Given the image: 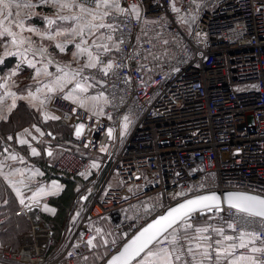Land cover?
<instances>
[{"label":"built area","instance_id":"2783aa9c","mask_svg":"<svg viewBox=\"0 0 264 264\" xmlns=\"http://www.w3.org/2000/svg\"><path fill=\"white\" fill-rule=\"evenodd\" d=\"M118 3L124 11L110 8L98 22L112 27L94 30L90 39L95 55L103 51L96 45L108 46L103 64L80 67L95 78L87 82L94 85L90 94L103 93L98 110L81 108L62 93L52 99L73 129L85 126L73 143L46 136L57 144L47 162L51 172L85 180L71 218L56 240L42 215L43 201L21 205L16 213L27 216L30 229L18 249L0 245V264H102L184 198L213 190L264 196V0ZM108 62L113 67L104 75L100 68ZM9 137L1 138L3 147ZM221 208L195 213L193 225L222 228L233 237L242 229L254 232L260 239L246 236L248 247L235 254L264 259L251 252L264 246L260 218ZM6 218L0 214V228ZM180 243L186 248L189 242ZM147 251L135 262L146 260Z\"/></svg>","mask_w":264,"mask_h":264},{"label":"snow or ice","instance_id":"6c2138e0","mask_svg":"<svg viewBox=\"0 0 264 264\" xmlns=\"http://www.w3.org/2000/svg\"><path fill=\"white\" fill-rule=\"evenodd\" d=\"M40 5H52L57 11L54 16L58 20L68 21L71 20L76 24V27L69 26L68 29H60L57 26V30L53 33L50 31L53 25L56 23V19L49 17H42L44 22L48 25L47 28L41 30L34 27H27L26 30L30 33L40 35L42 39L46 38L49 40H55L56 36H70L71 41L74 43L76 52L73 53V57L76 58L84 53H87V61L83 65V68L96 69L98 64H103L101 60V55L109 51L108 46L96 45L98 49H102V52H98L93 55L92 51L88 47H82V45H87L88 41L85 37V32L88 35L94 34V30H99L104 27H112V25H106L105 23H95L97 19V11L103 9V15L100 17L103 20L104 16L109 15L108 9L115 8L119 11H124L120 9L118 0H38ZM37 5L29 2V0H0V47H3V56H16L19 58L20 63L16 65V70L9 74V77L15 76L18 71L22 70V66L27 64L28 67L35 70L34 79L40 76L52 77L44 88H36V92L40 93L46 89L48 93L52 92H62L66 85L70 84L77 76L82 78L77 80L74 88L64 96V99H72L73 103L78 104L81 108H87L88 101H98L103 93L99 96H82L77 94L87 92V87L85 86L89 79L95 80L94 77L84 76L83 68L65 71L64 69L57 66V73L61 75L53 76L52 73L47 71V64L42 68L37 67V61L35 57L40 55L44 56L46 53V48H33L31 45L33 41L31 37L23 36V30H25V20L29 18L30 15L35 13H25L23 16L20 15L18 11H13V9L27 8L32 9ZM79 9V12L84 15L72 14V15H61L60 13L64 10ZM178 11V9H174ZM132 11H136L135 5L132 6ZM6 22L7 26H6ZM14 28H19L22 31L20 33L14 31ZM76 37H79V42L76 41ZM111 39V37H108ZM65 43H56L55 47L60 49V51H65ZM95 44V41H93ZM13 49L9 51V47ZM29 53L32 54V58H29ZM47 63H53L51 59ZM0 64H3V57H0ZM113 64L108 62L106 65L100 68V71L104 75H107L109 70H111ZM2 79V78H0ZM99 83V81H96ZM94 86L93 84H88V87ZM32 95V93H29ZM35 98V97H34ZM51 96H45V101L51 100ZM44 101H42L43 103ZM15 107V103H13ZM75 111V109H74ZM102 112V110H101ZM96 113L93 112V115ZM48 118L47 116L45 117ZM53 119H59V117H51ZM124 129L128 127V117H124ZM84 125L80 124L76 128V136L80 137L84 129ZM28 130L25 129V132ZM39 131V129H37ZM109 137L112 136V129H108ZM11 139V137H9ZM20 143H27L25 140H21ZM105 149H101L104 151ZM33 155H39L35 148L32 149ZM51 155V152L48 153ZM15 158V157H13ZM93 167H96L94 164ZM83 175V173H82ZM177 195H187L186 193H179ZM23 200L21 203L23 204ZM222 199L221 196L216 193H209L205 195H197L190 199H185L183 202L179 203L176 207L170 208L166 211L164 215L156 218L153 223L149 224L146 228L142 230L139 236H137L130 245L126 246L125 251L119 256H114L109 264H129L130 258H135L140 256L142 252L147 249L146 260H142L141 264H212L213 256L215 253V264H264V259H259L250 255H236V249L247 248L248 243L245 242V237H254L255 239H260L258 235L254 232H247L241 230L236 237L226 235L222 228H211V226H195L192 223L195 213H200L203 215L205 211H222L221 208ZM223 203H226L230 209H235L237 214H242V218H260L261 228L264 230V197L249 195L246 193H228L223 196ZM50 210V209H46ZM227 227L235 231V223H228ZM215 233L217 236H222L223 240L213 239L211 233ZM203 233H209L208 235H202ZM201 234V235H197ZM163 238V239H161ZM181 240H187L188 247H184L180 243ZM236 243H231L225 245L224 241H233ZM167 241L169 247H161L160 245ZM193 242L195 247L192 246ZM254 243V240L250 241ZM91 243V241H89ZM264 245V240L261 241ZM152 245V247H149ZM202 249V250H201ZM252 253H257L260 256H264V246L262 247H252ZM199 257V260L197 259Z\"/></svg>","mask_w":264,"mask_h":264},{"label":"crops","instance_id":"0c3cea01","mask_svg":"<svg viewBox=\"0 0 264 264\" xmlns=\"http://www.w3.org/2000/svg\"><path fill=\"white\" fill-rule=\"evenodd\" d=\"M29 2L37 6L32 9L22 7L20 9H13V11H18L21 16L29 12L35 13L25 20L23 36L31 37L33 41L31 47L34 49L40 47L46 48V53L43 57L40 55L35 57L37 61H41V63H37V67L42 68L47 64V71L55 76L61 75V73H57V66L65 71H69L79 69L84 65L87 61V53L74 58L73 53L77 51L74 43H65L66 41H71L72 37L61 35L56 36L55 40L42 39L40 35L30 33L26 30L27 27H34L41 30L47 28L48 25L42 17L46 16L56 19L54 13L57 11L52 5H40L38 0H29ZM103 11V9L97 11L95 23L99 22ZM74 13L84 15L79 12V9H66L60 14L72 15ZM57 26L60 29H68L69 26L76 27V24L71 20L62 21L56 19V23L50 31L54 33L57 30ZM14 31L20 33L22 30L14 28ZM34 36L40 38L39 42H35L33 39ZM91 36L87 34V31L85 32L88 44L82 45V47L90 48ZM79 40L80 38L76 37L75 42H79ZM56 43H65V51H60V49L56 48ZM12 50L10 46L9 51ZM3 53L4 49L0 47V57H3V64H0V78H2L0 79V122L11 118L12 113L20 103H24L29 108L38 112L44 121L52 120L53 118L51 117L62 118L60 112L52 106V99L58 93L67 95L74 88L78 80L77 77L70 84L66 85L62 92L48 93L45 89L37 93L36 88L43 89L44 85L52 77L42 75L34 79L35 70L28 67L27 64H24L22 70L18 71L15 76L9 77V74L16 70V65L20 63V60L16 56H3ZM92 53L95 55L93 51ZM29 58H32L31 53H29ZM49 59L53 63H47ZM85 86L87 87V84ZM29 93H32V95ZM77 94L93 96L90 94L88 87L87 92L79 93L77 90ZM46 95L51 96V100L45 101ZM42 101L44 102L42 103ZM98 102L99 100L88 101L87 109L97 111L99 108ZM13 103H15V107H13ZM46 116L48 117L47 119L45 118ZM76 128L73 129V138L77 137L75 134ZM25 129L28 131L25 132ZM4 134H10L11 140L9 145L5 146L2 150L0 149V209L2 208L1 211L3 212L1 214L7 217L0 228V245L18 249L21 243L20 236L30 229V221L25 214H17L16 211L23 204L43 201L42 214H54L56 210L48 201L51 196L61 193L64 189V183L52 172L47 171L50 169L47 162L55 156L57 151V144L51 139L48 140L46 138L47 134H49L55 139L56 135L51 130H46L39 124L28 123L15 131H7ZM21 140H25L27 143L22 144L20 143ZM33 148L36 149L39 155L32 154ZM49 152H51V155H48ZM21 200L24 201L23 204ZM138 263L139 261L132 264Z\"/></svg>","mask_w":264,"mask_h":264},{"label":"trees","instance_id":"16d2710c","mask_svg":"<svg viewBox=\"0 0 264 264\" xmlns=\"http://www.w3.org/2000/svg\"><path fill=\"white\" fill-rule=\"evenodd\" d=\"M35 123L39 124L46 130H51L56 135L55 141L73 143V126L64 119H52L44 121L38 112L29 108L26 104L20 103L12 113L11 118L0 122V149L4 147L1 144V138L6 136L7 131H15L25 124ZM51 172V169L47 170ZM49 175V173H48ZM64 183V189L58 195L49 198V204L55 208V213H43V217L48 221L52 227L55 239L59 240L66 223L69 221L74 208V199L80 187L85 183L81 178L58 177ZM3 207V206H2ZM2 209V208H1ZM0 209V214L3 213ZM3 246V245H2ZM7 247V246H5ZM9 248V247H7ZM16 250L17 248H9Z\"/></svg>","mask_w":264,"mask_h":264},{"label":"water","instance_id":"95a60500","mask_svg":"<svg viewBox=\"0 0 264 264\" xmlns=\"http://www.w3.org/2000/svg\"><path fill=\"white\" fill-rule=\"evenodd\" d=\"M216 193V194H218V195H220L221 196V199H222V203H221V206H223V205H225V206H228L226 203H223V196L225 195V194H228V193H246V194H249V195H255V196H260V197H264L263 195H260V194H257V193H253V192H249V191H244V190H224V191H218V190H213V191H207V192H202V193H198V194H195V195H192V196H190V197H187V198H184V199H182V200H180V201H178V202H176V203H174L173 205H171L170 207H168L167 209H166V211L168 210V209H170V208H174V207H176L179 203H181V202H183L185 199H190V198H193V197H195V196H197V195H205V194H209V193ZM83 200H85V198H83ZM215 209H213L212 211H214ZM166 211L164 212V213H162V214H160V215H158V216H156L154 219H152L150 222H148L144 227H142L133 237H131L116 253H114L113 255H111L108 259H106L102 264H109V262L112 260V258L114 257V256H119L122 252H124L125 251V248H126V246H128V245H130L131 244V242L137 237V236H139L140 235V233L142 232V230L144 229V228H146L149 224H151V223H153V221L156 219V218H158V217H160L161 215H164L165 213H166ZM212 211H205V212H212ZM195 215V214H194ZM151 245H149V247H150ZM147 249H145V251H146ZM144 251V252H145ZM144 252H142L141 254H140V256L144 253ZM140 256H137V257H135V258H130L129 259V264H132L133 262H135Z\"/></svg>","mask_w":264,"mask_h":264},{"label":"rangeland","instance_id":"374dc122","mask_svg":"<svg viewBox=\"0 0 264 264\" xmlns=\"http://www.w3.org/2000/svg\"><path fill=\"white\" fill-rule=\"evenodd\" d=\"M34 40H35V42L37 41V42H39V40H40V38L39 37H37V36H34V38H33Z\"/></svg>","mask_w":264,"mask_h":264},{"label":"bare ground","instance_id":"6f19581e","mask_svg":"<svg viewBox=\"0 0 264 264\" xmlns=\"http://www.w3.org/2000/svg\"><path fill=\"white\" fill-rule=\"evenodd\" d=\"M134 263V262H133Z\"/></svg>","mask_w":264,"mask_h":264}]
</instances>
